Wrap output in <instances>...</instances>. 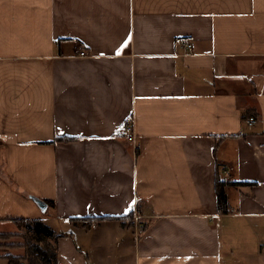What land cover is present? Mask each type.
Here are the masks:
<instances>
[{
	"label": "crops",
	"instance_id": "1",
	"mask_svg": "<svg viewBox=\"0 0 264 264\" xmlns=\"http://www.w3.org/2000/svg\"><path fill=\"white\" fill-rule=\"evenodd\" d=\"M0 168V264H264V0H0Z\"/></svg>",
	"mask_w": 264,
	"mask_h": 264
},
{
	"label": "trees",
	"instance_id": "2",
	"mask_svg": "<svg viewBox=\"0 0 264 264\" xmlns=\"http://www.w3.org/2000/svg\"><path fill=\"white\" fill-rule=\"evenodd\" d=\"M190 40V39H189ZM245 117L253 115L252 111H247ZM63 140H73L76 138L73 137H60ZM0 177L6 180L10 184H12V180L10 177L0 168ZM230 184H235V182H230L225 179H220V177L216 180V195H217V202L219 208H224V212L228 210V194L226 191V187ZM252 184V183H250ZM44 201L48 204V206H52L54 204L53 200L44 199ZM116 216V218H133V215L130 216ZM104 216H89L87 218L82 217H72L71 220L73 223H77L80 221H84L87 223H95L104 219ZM14 222L21 228H24V238H25V246L27 254L24 257H17V256H10L9 262L10 264H16L14 261L17 259L29 258L33 264H57L58 260V252L57 247L54 248L53 238H55L56 234L55 231L52 229L51 226L43 222L41 219H31V218H16ZM146 225L144 226L145 230ZM56 240V238H55Z\"/></svg>",
	"mask_w": 264,
	"mask_h": 264
},
{
	"label": "built area",
	"instance_id": "3",
	"mask_svg": "<svg viewBox=\"0 0 264 264\" xmlns=\"http://www.w3.org/2000/svg\"><path fill=\"white\" fill-rule=\"evenodd\" d=\"M180 45L182 47L185 48V51H188V52H192L193 51V42L189 39H186V38H181V41H180ZM80 54L81 55H86L87 52L86 50L84 49H81L80 50ZM246 122L249 126H252L254 125L256 122H257V116L255 115H250L246 118ZM124 128L125 130L127 131L128 133V138L129 140L131 141H134L135 140V134H134V120L132 118V116H128L125 121H124ZM225 176L227 175V172L225 171ZM224 179L226 180V177H224ZM219 213H223L224 212V208H219ZM136 219L139 220L140 219V215L138 216L136 214ZM142 223V222H141ZM144 226L145 224L142 223V224H139L138 225V230L139 231H142L144 229Z\"/></svg>",
	"mask_w": 264,
	"mask_h": 264
},
{
	"label": "rangeland",
	"instance_id": "4",
	"mask_svg": "<svg viewBox=\"0 0 264 264\" xmlns=\"http://www.w3.org/2000/svg\"><path fill=\"white\" fill-rule=\"evenodd\" d=\"M135 219H136V217H135ZM96 223V222H95ZM14 228V225H12L11 223H0V231H12V229ZM21 229V228H20ZM101 229V228H100ZM96 233H98V231L96 232ZM21 234H23V233H21L20 232V230H18V231H16L15 233L14 232H8V233H4V234H2V235H4L3 237H11L12 235H14V236H17V237H19L18 239H19V241H17V242H21V244H24V246H25V244H26V242H25V238H23L22 237V235ZM81 241H82V239H80ZM104 241H107V243H104V246L105 247H107V245H108V238L106 239V240H104ZM81 244L85 247V249L87 248V243H85V242H81ZM54 245V244H53ZM54 248H55V245H54ZM88 249V248H87ZM20 250V249H19ZM21 252L22 251H25V253L24 254H27L26 253V249L24 248V249H21L20 250ZM103 251H105V248H104V250ZM17 257H24V256H17ZM16 264H33L31 261H30V259L29 258H23V260L22 259H17L16 258V260L14 261ZM259 262H257V264H258Z\"/></svg>",
	"mask_w": 264,
	"mask_h": 264
},
{
	"label": "water",
	"instance_id": "5",
	"mask_svg": "<svg viewBox=\"0 0 264 264\" xmlns=\"http://www.w3.org/2000/svg\"><path fill=\"white\" fill-rule=\"evenodd\" d=\"M36 202L39 204L42 210H46L48 208V204L43 199L36 198Z\"/></svg>",
	"mask_w": 264,
	"mask_h": 264
},
{
	"label": "snow or ice",
	"instance_id": "6",
	"mask_svg": "<svg viewBox=\"0 0 264 264\" xmlns=\"http://www.w3.org/2000/svg\"><path fill=\"white\" fill-rule=\"evenodd\" d=\"M133 203H135L134 201H133ZM131 210V206H130V208L128 209V211H130Z\"/></svg>",
	"mask_w": 264,
	"mask_h": 264
}]
</instances>
